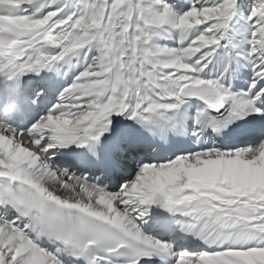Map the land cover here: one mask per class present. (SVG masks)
<instances>
[{
  "label": "snow or ice",
  "instance_id": "snow-or-ice-1",
  "mask_svg": "<svg viewBox=\"0 0 264 264\" xmlns=\"http://www.w3.org/2000/svg\"><path fill=\"white\" fill-rule=\"evenodd\" d=\"M0 264H264V0H0Z\"/></svg>",
  "mask_w": 264,
  "mask_h": 264
}]
</instances>
